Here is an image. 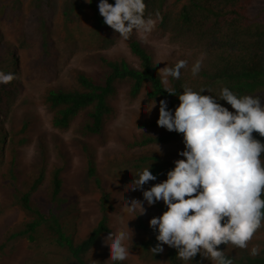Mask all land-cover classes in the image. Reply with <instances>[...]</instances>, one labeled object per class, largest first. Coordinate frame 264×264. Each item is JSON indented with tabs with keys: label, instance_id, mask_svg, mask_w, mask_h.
<instances>
[{
	"label": "trees",
	"instance_id": "16d2710c",
	"mask_svg": "<svg viewBox=\"0 0 264 264\" xmlns=\"http://www.w3.org/2000/svg\"><path fill=\"white\" fill-rule=\"evenodd\" d=\"M36 2L37 6L32 13L33 22L44 39L46 56L43 55L38 65L43 68L46 64L50 66L56 54L55 51H50L53 45L52 40L48 39L49 29L55 25L53 14L56 8L48 0ZM98 2L99 0H92L89 4L86 0H76L72 8L64 9L61 14L58 12L56 19L62 26L60 42L67 48L95 53L92 59L96 69L91 74L77 70L70 87H51L45 91L44 102L53 114L52 125L55 129L67 130L83 114V133L90 136L100 135L107 117L113 111L110 99L115 96L117 85L124 82L129 83V95L132 98L144 93L148 102L166 99L170 109L178 106L179 100L176 95L167 93L164 90L166 87L177 95L186 87L193 90L207 88L211 95H218L222 87H228L237 95H264V0H145V16L152 15L155 18L158 14L159 30L174 42L185 44L191 53L185 60L187 66L181 70L180 78L177 80L169 77L166 85L162 83V76L155 68L153 57L135 33L126 42L131 54L139 62L138 68L124 59L114 60L102 54L120 37L103 23L97 8ZM109 3H114V0H109ZM21 13L23 12H16L14 8L0 1V71L5 73L10 70L9 58L15 57V47L7 39V30L9 33L14 32L19 40L24 37ZM198 59L202 61L201 70L193 76L191 68ZM12 65L18 69L17 60L14 58ZM12 82L0 84V127L3 126V120L7 118L18 93L17 86ZM203 94L209 93L205 91ZM220 103L234 111L226 102ZM157 119L155 117L143 122L138 120L139 125L146 129L135 142V146L139 148L137 152L140 153L134 158L135 164H128L124 169L126 173L137 174L138 170L150 164V171L157 175L156 181H149L151 184L166 178V172L174 166L173 161L182 158L177 153L184 148L182 134L157 126ZM253 136L264 142V137L258 133L254 132ZM173 139L180 145L176 153L148 151L150 146L164 144ZM7 141L9 142L8 134L0 129V156ZM10 157L7 171L2 176L15 184L18 162L13 149ZM87 169L88 178L101 194L100 206L103 211L101 220L87 237L76 243L74 219L62 216L57 209L56 204L63 186L62 168L53 169L49 184L45 187V193H48L50 199L48 205L41 206L32 199L45 181L43 167L28 178L24 188L14 187L16 195L19 196V205L29 216V220L8 236L1 249L11 242L25 240L34 252L39 253L37 259L32 260V264H104L93 253L100 238L111 232L107 217L110 196L97 175L93 158L88 160ZM154 207L161 212L165 210L162 203H157ZM138 229L146 234L139 245L143 255L142 264H185L176 258V250L166 245L162 253L153 256L149 249L157 243L154 231L143 220H140ZM254 245L261 247L260 255L256 257L249 254ZM219 248L233 259V264H264V227L256 232L248 249H239L231 244L220 245ZM197 262L212 264L200 254L188 264ZM120 264L127 262L125 260Z\"/></svg>",
	"mask_w": 264,
	"mask_h": 264
},
{
	"label": "rangeland",
	"instance_id": "374dc122",
	"mask_svg": "<svg viewBox=\"0 0 264 264\" xmlns=\"http://www.w3.org/2000/svg\"><path fill=\"white\" fill-rule=\"evenodd\" d=\"M9 5L16 12H23L24 37L19 40L14 32L9 33L7 39L15 47V57L9 58L10 73L15 74L12 82L18 88L14 104L3 120L1 130L6 131L9 142L3 145L4 151L0 156V264H32L37 259V252L25 240L9 243L4 249L2 245L8 236L20 228L29 216L19 205V196L14 187H23L28 178L36 171L45 169V181L41 190L34 193L32 199L41 206H47L50 201L45 193V187L49 184L50 174L55 168H62L63 186L59 200L56 204L58 211L64 217L75 221V241L87 237L103 216L100 206L101 194L87 175L88 160L93 158L96 164V172L103 181L107 193L110 196V208L107 210L109 228L111 232L128 227L133 231L132 241L128 242L130 255L127 264H142L139 245L145 239L146 234L138 229L140 220L149 224L153 216H159L162 212L154 206L144 205L146 214L139 215L129 213L124 200H143L141 191L128 190L133 185L132 180L136 174L126 173V165L135 164L134 158L140 153L135 142L146 131L138 123L147 119L158 117L159 102L156 107L148 112L153 102H148L145 94L137 98L129 95L130 85L127 82L119 83L117 91L110 99L112 113L107 117L103 131L100 135H85L82 131L85 115L75 119L67 130L55 129L52 125L53 114L44 102V94L48 88H68L73 84L74 72L77 70L91 74L96 69L93 56L90 51H81L67 48L60 42L62 26L56 19L58 12L72 8L76 0H48L53 3L55 10L53 17L55 25L49 29L48 39L53 45L50 51H55L54 61L48 67L40 68L44 54V39L33 22L36 0H0ZM18 8V9H17ZM83 9V8H82ZM81 9V10H82ZM151 54L156 70L162 76V69L173 67L177 61L186 60L191 55L185 44L174 42L169 36L163 34L156 23L154 30L146 36L134 32ZM7 40V41H8ZM102 54L114 60H126L135 68L139 67L138 60L131 54L127 42L122 38ZM16 59L18 69L12 65V59ZM169 78V77H168ZM138 105L137 111L136 106ZM152 132V131H151ZM148 147V151L173 154L179 151V143L176 140L164 144ZM12 149L17 157L16 178L14 183L3 177L7 171ZM143 154V153H142ZM152 184L148 182L144 188ZM162 203V202H159ZM105 234L100 238L94 249L105 264H112L108 260V249L103 246ZM136 245L138 247L136 248ZM108 260V261H107ZM64 263V261H62ZM72 264V262L68 263Z\"/></svg>",
	"mask_w": 264,
	"mask_h": 264
},
{
	"label": "clouds",
	"instance_id": "9594fccd",
	"mask_svg": "<svg viewBox=\"0 0 264 264\" xmlns=\"http://www.w3.org/2000/svg\"><path fill=\"white\" fill-rule=\"evenodd\" d=\"M97 8L103 23L125 41L134 32L146 38L160 19L158 14L145 16V0H99ZM201 65L199 59L192 65L193 76ZM186 66L187 61L179 60L173 67L163 68L162 83L166 85L168 77L178 80ZM15 78L13 73L0 71V84ZM164 90L176 95L179 104L170 109L168 101L161 99L156 124L182 134L184 148L177 153L182 158L173 161L165 179L147 189L144 186L156 181L157 175L150 171V164L138 170L128 190L141 191L143 200L124 202L129 213L138 210L135 218L146 214L145 204L164 205L165 210L149 220L157 241L149 249L153 256L166 245L185 264L193 262L197 254L212 264H233L219 246L248 249L264 227V142L253 136L255 132L264 137V95H237L228 87L220 88L218 95H211L207 88L186 87L178 95L167 87ZM205 91L209 94H203ZM156 106L154 100L148 112ZM132 237L128 223L106 233L103 246L108 249V260L113 264L127 260ZM260 252L261 247L254 245L249 254L256 257Z\"/></svg>",
	"mask_w": 264,
	"mask_h": 264
}]
</instances>
